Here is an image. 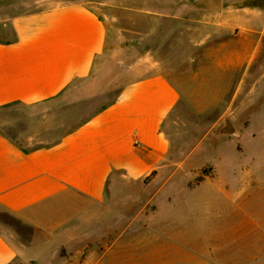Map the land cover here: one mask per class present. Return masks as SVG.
Listing matches in <instances>:
<instances>
[{"label": "crops", "instance_id": "1", "mask_svg": "<svg viewBox=\"0 0 264 264\" xmlns=\"http://www.w3.org/2000/svg\"><path fill=\"white\" fill-rule=\"evenodd\" d=\"M0 11L13 12L0 18V110L45 114L86 91L106 56L137 62L116 99L57 141L27 148L0 132V211L77 246L74 264H114L120 241L108 238L132 189L138 219L177 213L173 181L190 169L171 158L177 117L236 108L261 54L264 70V0H30ZM38 248L0 228V264H33Z\"/></svg>", "mask_w": 264, "mask_h": 264}, {"label": "rangeland", "instance_id": "2", "mask_svg": "<svg viewBox=\"0 0 264 264\" xmlns=\"http://www.w3.org/2000/svg\"><path fill=\"white\" fill-rule=\"evenodd\" d=\"M27 1L0 0V6L17 7ZM12 13L0 11V18ZM114 56L100 62L98 77L86 91L45 114L22 105L1 109L0 132L27 148L57 141L118 97L127 81L126 72L137 62ZM262 56L248 74L236 108L207 116L183 110L177 117L172 129L177 155L171 158L190 168L180 171L173 181L177 213L159 223L138 219L142 192L132 189L130 200L117 206L121 214L114 222L115 237L108 238L120 241L110 255L114 264H264V70L256 72ZM255 75L256 91L251 93ZM223 118L231 120L239 135L214 146L211 134ZM36 133L41 137L30 142L28 137ZM0 228L41 246L30 252L33 264H56L61 248L66 249L68 259L58 264H74L77 246L39 237L40 231L3 211ZM101 248L102 243L96 249L101 252Z\"/></svg>", "mask_w": 264, "mask_h": 264}, {"label": "water", "instance_id": "3", "mask_svg": "<svg viewBox=\"0 0 264 264\" xmlns=\"http://www.w3.org/2000/svg\"><path fill=\"white\" fill-rule=\"evenodd\" d=\"M238 135L239 132L231 122V120L229 118H223L217 125L215 130L212 132L211 140L213 145L217 146L220 142L236 138ZM66 256V251L62 249L57 256V262L62 260Z\"/></svg>", "mask_w": 264, "mask_h": 264}]
</instances>
